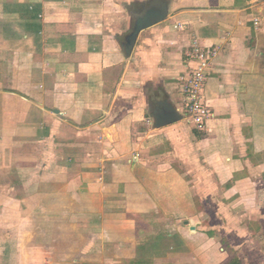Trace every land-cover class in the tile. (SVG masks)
<instances>
[{"label":"crops","instance_id":"1","mask_svg":"<svg viewBox=\"0 0 264 264\" xmlns=\"http://www.w3.org/2000/svg\"><path fill=\"white\" fill-rule=\"evenodd\" d=\"M148 1L0 0V264H264V0H169L127 55L121 38ZM193 36L218 48L204 129L183 113ZM148 94L155 106L169 95L198 132L176 154L188 175L156 151L177 144L183 120L155 127ZM191 198L218 205L197 206L204 224L178 226L189 231L174 247L158 217ZM208 213L248 221L217 241ZM202 232L207 245H194Z\"/></svg>","mask_w":264,"mask_h":264},{"label":"rangeland","instance_id":"2","mask_svg":"<svg viewBox=\"0 0 264 264\" xmlns=\"http://www.w3.org/2000/svg\"><path fill=\"white\" fill-rule=\"evenodd\" d=\"M8 6H10V5H8ZM10 7H12V6H10ZM126 11L128 12V10H126ZM129 14H130V12H129ZM1 26H2V24H1ZM97 27H98V25H97ZM99 29H100V26H99ZM2 41L3 40H0V46L3 45ZM0 74H1V76H3L1 71H0ZM184 111L185 110H183V113H185ZM182 124H183V127L185 128L184 129L185 131L184 132H180V135H179L180 138L176 140L177 144H175L174 146H170L169 144L167 146L166 145H159L157 150L154 149V151L156 150V151L162 153L164 157H165V155H170L171 154L170 155L171 156L170 160L171 159L173 160L172 166L174 168L173 170L176 171V172H174V175L176 177L181 176L180 174H182V173H187V170H186L187 168L184 169V167H183L184 164L182 163L181 157L176 156V154L180 155V152L183 151L182 149H184V147H182L181 144L184 143V142L186 143V140H187L188 142L190 141V143L192 145L196 146L195 142L197 141V138H198V132H196V130L191 125H189L184 120L182 121ZM162 136L164 137V140L169 138V135L167 133H164V135H162ZM187 137H188V139H187ZM166 151L167 152L171 151V153L170 154H166L167 153ZM163 159L166 160L167 158L166 157L165 158L162 157V160ZM166 163H167V161H166ZM178 171H180V173H178ZM189 174H190L189 176H191L193 174L192 171ZM164 175L167 176L165 172L164 173L162 172V174H160V176H162V177H165ZM187 175H188V173H187ZM168 176H170V174ZM162 177L160 178V180L157 183V185L156 186H152V188H153V190H156L157 193H158V195L156 197V201L158 202V204L160 206L164 207V201H165L164 192L166 191L165 190L166 189L165 186H166V183L168 182V180H170V179H169V177H167V178L166 177L162 178ZM187 178H189V177L187 176ZM189 179H191V178H189ZM174 187H176V185ZM180 188H181V186H179V190H180ZM173 190H174V188H173ZM172 201L175 202L173 208H175V206H176V209H178V211H180V212L176 213L175 212L176 209H172V207L169 206L168 203H167V206L165 207L166 211H164L163 215L162 214L159 215L158 218H159V221H161V220H167L168 221L167 222L168 223V227L167 228L169 229L168 231L171 230L173 232V237L171 238L170 243H173L174 247L177 246L178 243L179 244L181 243L182 238L185 239L186 230L189 231V229H186V230L185 229H180L179 227H182V224H187V225L191 224V225L196 226V225H198L200 223V222H198L199 219H198V217L196 215V213H198L197 212V206H200L198 209H202L201 207H202V204H203L204 206L211 208L210 211L212 212L214 206L218 205L216 202H213V201L210 202V200H208V199L206 200V199H201V198L200 199L191 198L190 200H188V203L180 202V204H178L179 200H172ZM220 201L221 200H219V202ZM227 210H228V212H230L229 209H227ZM210 211L207 210V212H210ZM247 217L249 218V216H247ZM242 219H244L246 221L247 218L245 216L242 218L241 215L239 216V215H235V214H232V215L229 214V216H228V214H223V215L218 216V214L214 215V213L205 214L204 218L200 216V221L201 222L204 221L206 226L217 225L218 227H216V228L221 229V230H218V229L216 230L217 241H223L224 239H227V240L232 239V240H234L233 237L230 234L225 233L224 229L229 227L228 223H229L230 220L231 221H235L236 220L238 223H240L241 226H245L246 223H244ZM185 221H188V223L185 222ZM247 221H248V219H247ZM176 222H179V224L175 225ZM253 223L256 224L255 222H253ZM163 224L165 225V223H163ZM200 224H204V223H200ZM205 231H207V230H205ZM204 232L199 233L198 234V238L192 239V242H193L194 245H199L200 244V245H202L201 247L207 245L206 243L208 242L209 239H206V238H208V236L204 235ZM165 233L166 232L162 231L161 235H158V237H156L154 239V242H157V243L159 242L160 245H164L163 244L164 243L163 240L167 238V237H165ZM162 237H164L163 240H161ZM237 238L235 237V240H237ZM241 238L244 239L245 236L244 237L242 236ZM258 241H259V237H257L256 240H255V244L254 245H256V248H254V250L257 249L258 252L261 253V247H257ZM247 245H248V243L246 244V246ZM196 249L194 251V254L197 253ZM190 250L191 249H189L187 251L190 252ZM141 262H144V260L142 259Z\"/></svg>","mask_w":264,"mask_h":264},{"label":"built area","instance_id":"3","mask_svg":"<svg viewBox=\"0 0 264 264\" xmlns=\"http://www.w3.org/2000/svg\"><path fill=\"white\" fill-rule=\"evenodd\" d=\"M175 28L183 29L184 24L176 23ZM217 53V47L205 49L198 37H192L189 55L196 67L192 75L183 76L181 79V89L184 95L182 104L188 121L199 129H204L208 120L213 116V111L203 100V89L213 58Z\"/></svg>","mask_w":264,"mask_h":264},{"label":"water","instance_id":"4","mask_svg":"<svg viewBox=\"0 0 264 264\" xmlns=\"http://www.w3.org/2000/svg\"><path fill=\"white\" fill-rule=\"evenodd\" d=\"M155 4L156 3L154 2L153 6L149 7V9L153 8L156 11V16H154L151 19L152 24L160 20H165L169 16V6H170L169 0H164V1L160 0V2H157L156 5ZM147 25L148 24H144V26H147ZM137 29H138L137 31H140L139 28ZM133 38L134 37L125 39L121 44L123 51L127 55L129 54V51H130L129 48L131 44H133ZM144 90H145V93L147 94L148 88L145 87ZM163 95H164L163 97H165V93ZM147 97H148V104H149V112L152 115L155 127L160 128L171 122L183 120L185 118L184 114L181 112L180 109H178L174 101L170 99L169 95L168 97L166 96L167 98H165L162 102H159L157 106H155L152 102L154 98L150 99L149 94L147 95Z\"/></svg>","mask_w":264,"mask_h":264},{"label":"flooded vegetation","instance_id":"5","mask_svg":"<svg viewBox=\"0 0 264 264\" xmlns=\"http://www.w3.org/2000/svg\"><path fill=\"white\" fill-rule=\"evenodd\" d=\"M154 2L157 4L156 0H149L147 3H145L143 6H137L133 11L132 16V32L126 33L123 38H121V41L123 42L125 39L130 38L132 34L135 32L137 28H140L143 24H150L151 19L156 16V11L152 7ZM153 3V4H152ZM155 4V5H156Z\"/></svg>","mask_w":264,"mask_h":264}]
</instances>
